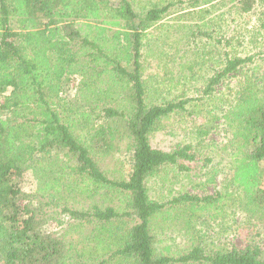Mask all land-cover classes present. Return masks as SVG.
I'll list each match as a JSON object with an SVG mask.
<instances>
[{
    "label": "trees",
    "instance_id": "obj_1",
    "mask_svg": "<svg viewBox=\"0 0 264 264\" xmlns=\"http://www.w3.org/2000/svg\"><path fill=\"white\" fill-rule=\"evenodd\" d=\"M229 1L240 13L264 4ZM171 4L152 1L138 10L131 0H0V264H264L254 242L217 248L197 242L180 251L157 245L159 217L185 215L184 227L198 230L202 221L194 223V216L216 218L222 199L233 202L235 212L249 213L248 220L264 216V57L258 62L254 55L224 52L202 95L148 100L145 33ZM260 21L264 27V17ZM94 74L110 75L113 84L105 81L108 87L94 93ZM78 77L85 78L84 87L74 83ZM236 77L242 81L234 101L219 107L221 115L206 111L222 116L232 133V190L166 197L152 189L151 181L196 169L200 160L207 174L212 158L199 157L191 143L164 149L152 144L151 135L175 113L195 115L198 104L190 109L188 103L206 100L215 85ZM117 84L129 91L122 106L111 95ZM73 86L77 94L68 98ZM200 127L197 134L216 125ZM117 138L127 140L132 167L122 179L109 177L93 152H110ZM52 160L91 184L84 189L88 198L103 190L105 199L83 205L77 185L66 189L52 166L34 191L26 190L27 171ZM216 174L206 182L216 181Z\"/></svg>",
    "mask_w": 264,
    "mask_h": 264
},
{
    "label": "rangeland",
    "instance_id": "obj_2",
    "mask_svg": "<svg viewBox=\"0 0 264 264\" xmlns=\"http://www.w3.org/2000/svg\"><path fill=\"white\" fill-rule=\"evenodd\" d=\"M152 1L172 4L163 19L145 33L143 77L149 91L148 100L161 103L165 99H186L202 95L207 79L216 69H220L224 52L230 53L231 57L254 55V60L258 62L264 57V27L260 21V17H264V4L257 3L249 12L240 13L229 0H131L138 10L141 7H149ZM111 16V13L106 12L105 19H112ZM91 78L94 79L95 74ZM84 80V77H78L74 83L84 87ZM108 80L113 84L108 74L96 79L93 92L96 93V89L100 90L99 92L106 89L108 84L105 81ZM241 81V77H236L215 85L214 92L205 96L206 100L188 103L187 107L190 109L192 104L197 103L195 109L199 112L192 116L186 112L175 113L166 118L159 129L153 132L151 138L154 146L170 149L179 141L191 143L199 157L209 156L212 162L211 166L207 167V174H204L206 168L202 166L204 161L200 160L196 169L188 172L176 170V174H172L166 181H151L149 184L152 189L166 193V197L185 191L200 196H215L218 190L225 193L232 190L233 168L228 156L232 146V133L226 129L222 116L207 114L206 111L214 108V112L221 115L219 107L234 101ZM120 86H114V92L111 93L117 103L121 104H116L117 106L125 105L126 94H129V91L124 92ZM76 94L77 87L73 86L67 97L73 98ZM206 125L216 127L206 133L197 134L198 127L201 126L204 130ZM114 143V149L110 152L102 151L98 147L94 148L93 152L109 177L127 178L132 168L127 140L117 138ZM60 165L53 160L44 161L38 165L42 169L28 170L25 189L34 191L39 184L41 173L52 166L55 176L63 177L66 189L77 185L78 188L72 187L74 190L78 189L76 198L83 202V205L88 206L105 199L103 190L88 198L84 189L91 184L73 175L68 169L61 171ZM212 173L216 174V181L206 182ZM199 182L201 184H198ZM155 190L152 191L156 195L158 192ZM228 202L230 201L222 199L220 213L214 219H210L206 213H197L196 216L202 217L193 218L194 223L202 221L197 225L198 230H193L191 226L184 227L185 215L174 220H163L159 217L153 230L157 245L162 251L166 245L180 251L197 242H205L210 248L244 247L254 242L260 245L264 256V216L256 215L248 220L249 213L239 209L235 212V204H226ZM80 235L82 234L75 233L74 238H80ZM76 244L82 246V243Z\"/></svg>",
    "mask_w": 264,
    "mask_h": 264
}]
</instances>
